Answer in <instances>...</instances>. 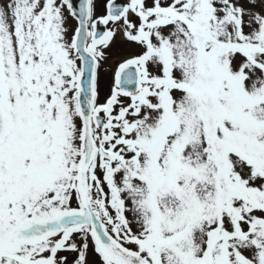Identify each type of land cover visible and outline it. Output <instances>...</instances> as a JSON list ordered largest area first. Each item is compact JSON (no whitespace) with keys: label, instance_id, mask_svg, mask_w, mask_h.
Instances as JSON below:
<instances>
[{"label":"snow or ice","instance_id":"snow-or-ice-1","mask_svg":"<svg viewBox=\"0 0 264 264\" xmlns=\"http://www.w3.org/2000/svg\"><path fill=\"white\" fill-rule=\"evenodd\" d=\"M0 264H264V0H0Z\"/></svg>","mask_w":264,"mask_h":264}]
</instances>
